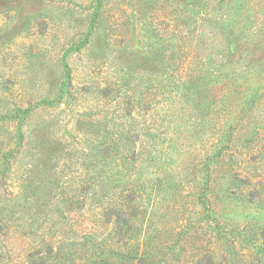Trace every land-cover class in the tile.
<instances>
[{
    "label": "rangeland",
    "instance_id": "374dc122",
    "mask_svg": "<svg viewBox=\"0 0 264 264\" xmlns=\"http://www.w3.org/2000/svg\"><path fill=\"white\" fill-rule=\"evenodd\" d=\"M236 1L264 8L0 0V264H264V24L233 52Z\"/></svg>",
    "mask_w": 264,
    "mask_h": 264
},
{
    "label": "trees",
    "instance_id": "16d2710c",
    "mask_svg": "<svg viewBox=\"0 0 264 264\" xmlns=\"http://www.w3.org/2000/svg\"><path fill=\"white\" fill-rule=\"evenodd\" d=\"M238 2L236 1L234 4H232L230 6L228 13L225 14V23H224L225 28H227L229 30V35H230L229 41H230V43H232L231 49H233V52L236 49L238 42L240 41L238 34H239V30H243L242 26L240 25L243 20H244V22H246V24L244 25L245 28H247L248 26L253 27V26H257L259 24H264V18L261 17L262 14H264V8L260 12V9L256 8V6L251 2L249 4L250 6H248V8H247V11L245 10V12L244 11L241 12L240 3H238ZM237 3H238V5H236ZM253 7H255V9ZM252 11H254V12H252ZM224 24H223V26H224ZM226 33H227V31H226ZM244 51H246V49H244ZM225 67L226 66H224V64H220L219 68H217V71L214 73V77L212 78V80L214 82L213 81L212 82L215 86L217 84V81L220 80V78L227 72V71L223 72ZM220 70H221V72H220ZM220 74H221V76H220ZM205 85H206L205 82L201 83L202 87ZM130 99H131V97H129L128 100H130ZM192 99L194 101L196 100V98L194 96ZM202 106H205V104H203ZM128 149L130 151L128 156H126L128 159L130 157L135 156L139 152V151H137V148L135 150L134 146L129 147ZM120 210H121V208H120Z\"/></svg>",
    "mask_w": 264,
    "mask_h": 264
}]
</instances>
